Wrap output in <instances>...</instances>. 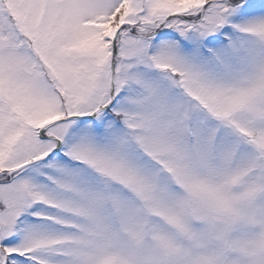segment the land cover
<instances>
[{"label":"snow or ice","instance_id":"6c2138e0","mask_svg":"<svg viewBox=\"0 0 264 264\" xmlns=\"http://www.w3.org/2000/svg\"><path fill=\"white\" fill-rule=\"evenodd\" d=\"M0 264H264V0H0Z\"/></svg>","mask_w":264,"mask_h":264}]
</instances>
